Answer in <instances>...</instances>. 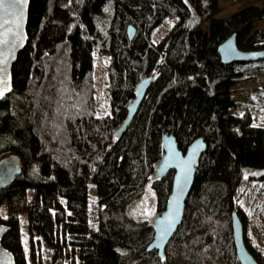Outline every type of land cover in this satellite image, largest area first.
Returning <instances> with one entry per match:
<instances>
[{"label": "trees", "instance_id": "16d2710c", "mask_svg": "<svg viewBox=\"0 0 264 264\" xmlns=\"http://www.w3.org/2000/svg\"><path fill=\"white\" fill-rule=\"evenodd\" d=\"M220 10V0H30L28 40L12 90L0 98V156L16 153L23 163L0 187V224L10 228L3 244L16 264H240L234 212L264 264V190L255 188L264 179V126L256 123L264 86L245 100L231 97L234 84L264 75V60L223 64L218 53L233 34L241 49H264V0L225 17ZM168 20L173 26L154 41ZM100 55L108 58L105 114L96 100ZM149 76L134 119L116 137ZM163 132L184 151L200 136L208 144L165 258L147 251L150 221L131 213L148 184L157 212L167 204L174 172L153 180ZM247 175L253 199L240 200Z\"/></svg>", "mask_w": 264, "mask_h": 264}, {"label": "water", "instance_id": "95a60500", "mask_svg": "<svg viewBox=\"0 0 264 264\" xmlns=\"http://www.w3.org/2000/svg\"><path fill=\"white\" fill-rule=\"evenodd\" d=\"M29 5L30 0H26V3L21 5L13 4L12 0H3V3L0 4V60L7 58L6 63H0V80L4 81L3 84H0V89H7L0 98L12 90V67L28 40ZM127 32L130 40L136 35V29L133 26H129ZM218 51L224 64L264 59V50L249 52L240 50L236 34L220 45ZM152 81L153 77L149 76L139 83L136 98L130 104L126 120L117 130L116 137H120L134 119ZM162 148L161 158L154 165L153 180L160 181L173 171L172 189L165 208L149 219V224L154 229V237L148 245L147 251L155 250L161 258H165L167 244L183 222L186 200L194 185L200 159L206 152L208 144L205 138L200 136L193 140L184 151L179 147L174 134L163 132ZM22 172L23 163L19 154L12 153L1 158L0 187H8L14 178ZM232 228L239 263L259 264L246 245L244 225L237 212L232 215ZM9 230L7 225L0 224V264H16L14 254L3 244V239Z\"/></svg>", "mask_w": 264, "mask_h": 264}, {"label": "rangeland", "instance_id": "374dc122", "mask_svg": "<svg viewBox=\"0 0 264 264\" xmlns=\"http://www.w3.org/2000/svg\"><path fill=\"white\" fill-rule=\"evenodd\" d=\"M263 0H220L221 10L218 14L219 17H225L232 13L239 11L240 9L247 7V6H261ZM174 21H166L160 27H158L153 34V40L158 41L162 39L165 34L171 29L173 26ZM207 26V23L204 27ZM257 27H264V21L260 22ZM107 55H100L96 62L95 66V85H96V100L97 105L99 107V112L108 113V102L106 96V85H107ZM264 86V75L257 74L253 78H247L243 81H239L231 87V97L237 100H245L247 99L250 94L258 87ZM252 112L257 114V110L255 108H250ZM234 110H231L233 112ZM256 123L258 125L264 126V119L262 117H258ZM2 155L8 156L9 153H4ZM2 155L0 158H2ZM259 176L262 174L260 169L256 170ZM255 170H252L250 173H253L254 176H257ZM256 174V175H255ZM248 178L244 181L243 185L240 189V200L251 197L252 192L250 189H253V183L255 178L252 175H247ZM254 178V179H253ZM255 188L259 190H264V179L261 177L256 178L255 181ZM256 193V192H255ZM239 195V196H240ZM157 196L155 193L154 188L151 184L146 186V190L144 196L138 200L131 208L132 215L140 220H149L155 216L157 213ZM261 214V213H260ZM44 247V244L43 246ZM51 250V248H50ZM46 254L49 253L48 249L45 250ZM45 264H49L47 261Z\"/></svg>", "mask_w": 264, "mask_h": 264}, {"label": "snow or ice", "instance_id": "6c2138e0", "mask_svg": "<svg viewBox=\"0 0 264 264\" xmlns=\"http://www.w3.org/2000/svg\"><path fill=\"white\" fill-rule=\"evenodd\" d=\"M3 3V0H0V4ZM12 3L15 4V5H21V4H24L26 3V0H12ZM7 62V58H3L2 60H0V63H6ZM4 81L3 80H0V84H3ZM7 89L6 88H3V89H0V96H2L4 94V91H6Z\"/></svg>", "mask_w": 264, "mask_h": 264}, {"label": "bare ground", "instance_id": "6f19581e", "mask_svg": "<svg viewBox=\"0 0 264 264\" xmlns=\"http://www.w3.org/2000/svg\"><path fill=\"white\" fill-rule=\"evenodd\" d=\"M129 26H133V27L136 29V27H135L134 25H132V24H130ZM129 26H128V28H129ZM127 31H128V29H127ZM127 33H128V32H127ZM233 35H234V34H233ZM231 36H232V35H231ZM231 36H229V37H231ZM229 37H228V38H229ZM228 38H227V39H228ZM227 39H226V40H227ZM226 40H225V41H226ZM225 41H224V42H225ZM224 42H222L220 45H222ZM220 45H219V46H220ZM237 45H238V44H237ZM219 46H218V48H219ZM238 48H239L240 50H242V51H248V52H249V51H260V50H264V49H259V50H244V49H241L239 46H238ZM218 53H219V51H218ZM259 60H264V59H259ZM259 60H256V61H259ZM221 62H222V61H221ZM222 63H223V62H222ZM223 64H224V63H223ZM116 132H117V131H116ZM115 135H116V133H115ZM152 240H153V239H152Z\"/></svg>", "mask_w": 264, "mask_h": 264}]
</instances>
